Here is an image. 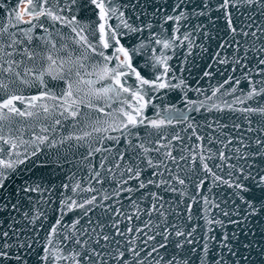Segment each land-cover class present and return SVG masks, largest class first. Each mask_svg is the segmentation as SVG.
Instances as JSON below:
<instances>
[{
  "label": "snow or ice",
  "instance_id": "obj_1",
  "mask_svg": "<svg viewBox=\"0 0 264 264\" xmlns=\"http://www.w3.org/2000/svg\"><path fill=\"white\" fill-rule=\"evenodd\" d=\"M72 2L75 3V0ZM19 3L24 6L7 10L6 23L0 26V189L6 188L10 178L19 174L18 170L23 171L21 165H26L29 160L39 156L46 149L58 148L65 144L69 149L84 148L85 153L82 158L89 162V182L83 187L80 182L71 186L72 194L67 195L63 200L59 208L60 216L50 226L46 243L38 254L39 264H189L191 253L198 250L193 248L191 253L186 255L184 248L186 243H193L192 236L196 228L193 227L186 233L179 225L173 224L169 227L164 196L152 189L177 192L178 189L173 186L175 182L184 186L179 190L180 195H184L187 186L185 179L178 174L179 166L182 161H189L187 167L195 165L197 156L202 170L209 173L214 181H220L222 178L209 167L207 161L212 158L211 152L208 150L209 154L206 155L202 143L198 145V152L195 154L190 151L188 156H174L173 141L183 138L177 132L169 139L165 130L178 123L186 124V128L182 130L191 128L196 140L203 141V137L196 133L195 126L188 123V112H199L204 108L208 112L213 110L222 112L228 109L244 114L249 125L247 132L264 133V102L257 99L264 97V24L256 27L255 16L250 15L248 22L238 27L233 22L232 12V9L246 7L253 13L259 10L260 14L264 15V0H220L216 7V11L223 14L226 31L232 37L231 42L225 40L219 47L233 48L232 59L217 52L215 55L218 57V63L247 68V63H242V59L246 60L248 52L252 49L245 48L241 58L238 55L241 44L236 37L245 40L251 38L253 46L260 41V46L254 53L258 61L254 75L261 78L255 80L253 69H248V72L243 74V79L247 81V92L241 89L240 95L223 105L217 103L213 97L221 93V89H224L221 95L237 93L241 83L239 78L226 77L223 83L212 89L211 96H207L205 100H188L185 94V101L189 105L187 111L175 106L161 110L158 105L152 103L154 97L149 96V90L159 91L184 85L183 79H180L179 84H173L168 78V74L173 71L168 62L171 57L166 56L164 52L156 55L155 46L171 49L174 52L188 41L187 47L189 51L191 50V33H180V22L189 19L190 15L185 0H177L172 9L173 14L164 17V23L173 22L176 25L172 36H164L160 32L153 33L151 31L153 25L150 23L146 25L149 30L146 39L153 45L150 48L153 53L152 67L162 68V72L152 79L142 76L133 63L134 56L140 54L142 49L148 48L149 44L142 42L138 47L129 48L121 43V36L125 35L120 31L121 25L131 33H143L145 28L134 27L124 19V13L118 6L113 5V0H90V3L99 10L96 28L91 33L95 37L94 41L90 40L85 32L87 25L81 27L75 16L66 17L58 14L65 11L63 7L57 5L58 11H54L49 0H19ZM3 7L4 5L0 4V8ZM198 7L200 10L194 14L208 15L211 21L207 0ZM25 16L28 19H25ZM41 17H47L51 21L69 27L74 34L71 37L72 43L80 50L79 55L70 51L67 43H61L58 47L57 42L51 39L52 33L49 29L39 23ZM113 17L119 20L115 26L109 23ZM20 23L31 25L28 29H21L28 45L34 39L33 30L36 27L44 31L46 35L39 37L46 46L42 51L30 49L23 40L17 38V32L9 31V28L18 29ZM160 27L163 29V25ZM60 40H65L62 34ZM231 71L235 72L236 67ZM203 75L210 76L212 73L206 71ZM46 76L61 83L50 88L45 81ZM132 77L137 83H129ZM172 79H177L174 73ZM17 82L26 86L38 82L43 90L36 94L23 95L16 87ZM226 85L231 87L226 88ZM197 92L199 94L198 89ZM208 101L212 102L208 103ZM249 101H254L255 104H249ZM150 105L155 112L154 116L147 114ZM253 115L261 118L255 128L252 127ZM18 118H24L32 123L41 121L44 123L40 125L38 131L34 130L32 135L25 139L24 129ZM65 127L71 130L58 137V130L63 133ZM234 127L239 128L240 125ZM142 128L154 130L148 133L156 137L151 146L141 137L138 130ZM122 140L125 141V150L117 151L109 160L112 148L106 142H114L118 145ZM211 142L210 139L209 143ZM239 142L245 148L252 147L243 140ZM231 143L232 140H228V144ZM228 144H224V147L227 148ZM236 151L239 152V149ZM152 153H158L160 158L153 157ZM97 154L107 155H100L99 163L96 164L94 158ZM241 158L248 160L249 156L244 155ZM251 158L264 159V135H257L255 138V151L252 152ZM219 159L228 168L235 167L228 162L231 157H226L223 151H220ZM170 164L175 166V171ZM147 168L152 169L149 176L144 175ZM165 173L171 177L170 180L165 178ZM240 174L244 179L251 177L259 187L258 195L245 196L244 193L253 192L247 185L222 180L224 184L238 190L236 194L244 207V227H241V233L252 234V229L247 227L248 221L251 220L261 225L260 232L264 235V175H260V179L256 180L250 172L244 175L243 169L240 170ZM106 181L115 184L111 191L106 187L93 186V184L105 185ZM203 184L204 180L201 179L196 183V188L202 189ZM62 187L68 190L70 185L64 184ZM142 189H148L147 197L150 198L148 206L143 209L138 203V200L144 197ZM21 190L25 193L40 191L38 186L33 188L26 181ZM137 192L141 193V197L134 200L132 194ZM84 193L90 195L84 196ZM124 193L129 194L124 198L131 202L134 209L130 214L122 213L120 208L115 207V203L122 204L120 197ZM202 199L204 205H209L210 201L207 197ZM190 200L191 203L196 202L195 198ZM191 203L186 209L189 219ZM10 207L13 211L16 210L15 204H11ZM97 208L108 216L107 221L102 217L92 219V214ZM71 211H79V217L71 224L63 223L64 215ZM204 212L209 235L199 249L200 255L197 256V260L199 264H225L223 253L212 255L216 249L211 247V242L215 240V236L211 235L215 231L212 225L223 226L224 221L209 218L207 207L204 208ZM153 214L160 218L159 222L151 220ZM41 215L42 213L36 212L35 217L29 218L27 213L24 214L32 224ZM141 215L148 218L143 222V227L133 226L131 222L134 218L139 220ZM223 215L228 216L229 213L225 211ZM82 220L84 223H81ZM125 221L127 223L121 229L120 224ZM230 222L237 225L242 223L241 220ZM106 228L108 231H105ZM146 230H150L152 234ZM141 233H143L142 237ZM158 236L161 237L160 240H157ZM170 237L177 238L175 249L179 251L168 255ZM181 237L183 240L179 239ZM137 238L142 239V244L136 243ZM232 239H237L235 232L232 233ZM151 241L155 243H150ZM243 247L251 250L254 242H245ZM32 248V243L26 240L21 242L15 228L0 232V264H28L24 249L32 250ZM219 248L227 249L232 256L237 255L227 235L223 237ZM161 249L165 251L161 252ZM259 254L264 255V247L260 249ZM241 259L247 261L249 258L241 256ZM232 264H238V261L233 260Z\"/></svg>",
  "mask_w": 264,
  "mask_h": 264
},
{
  "label": "water",
  "instance_id": "obj_2",
  "mask_svg": "<svg viewBox=\"0 0 264 264\" xmlns=\"http://www.w3.org/2000/svg\"><path fill=\"white\" fill-rule=\"evenodd\" d=\"M204 2L205 0H185L190 15L189 19L180 22V33H191L190 39L192 48L190 51L187 47L188 41H185L183 46L176 48L174 52L171 49L166 50L160 46H155L157 48L156 55H159L160 52H164L166 56L171 57L168 61L173 69V71L168 74V78L171 82L173 84H179L180 79L184 81V85H181V87L161 89L159 91L149 90V96L154 97L152 103L158 105L161 110L175 106L178 109L187 111L189 105H187L185 101V94L188 100H205L207 96H211L212 89L220 83H223L225 78L229 76L233 77V79L239 78L241 80L237 93L233 95H221V93L224 92V89H221V93H217V96L213 97V99L217 103H221V105L225 102L230 103L235 96L240 95L241 89H243L245 93L247 92V81L243 79V74L247 73L248 69H253V78L255 80L261 78L254 75L258 63L254 53L256 52V48L260 46V41H257L255 46H253L251 38L245 40L241 39L239 36L236 37L241 44L238 53L241 58L243 57L245 48L252 49L248 52L247 59H242V63H247V68H242L240 65L218 63V57L215 55L217 52H219L221 56H227L229 59H232L233 48L221 49L219 47L225 40L231 42L232 37L231 34L226 31V21L223 14L216 11V7L220 3V0H207L209 3L211 21L208 15L198 16L194 14L200 10L198 6ZM49 3L52 5L54 11H58L57 5L65 9L63 13L58 14L66 17L75 16L80 22L81 27L87 25L85 32L89 35L90 40H95V37L91 33L96 28L99 10L90 3V0H75V3H73L72 0H49ZM176 3L177 0H113V5L118 6L120 11L124 13V19H127L134 27L140 26L145 28L143 33H131L121 25L120 31L125 33V35L121 36V43H124L126 47H138L142 42L149 44L148 48L142 49L141 53L135 55L133 58L134 66H136L141 75L147 79L154 78L157 74L162 72V68L157 67L153 69L152 67L153 53L150 48L153 45H151V41L146 39L149 35V30L146 25L149 23L153 25L151 29L153 33L160 32L164 36H172L176 25L173 22L164 23V17L173 14L172 9ZM0 4L4 5L3 8H0V26L6 23L5 13L7 10L24 6L19 3V0H0ZM156 9H160V11H156ZM232 12L233 22L238 27L247 23L250 15L255 16L256 27H260L264 24V15H261L259 10L253 13L250 9L241 7L239 9H232ZM25 19H28V17L25 16ZM39 23L44 24V26L49 29L52 33L51 39L57 42L58 47L61 43H67L69 50L79 55L80 50L72 43L71 37L74 34L71 33L69 27L51 21L47 17H41ZM109 23L115 26L119 23V20L113 17L109 20ZM160 25H163V29ZM197 26H199V28ZM30 27L31 25L29 24L20 23L18 29L9 28V31L17 32V38L23 40L24 44L30 49H35L37 52L42 51L46 46L39 37L45 36L46 34L41 28L36 27L33 30L34 39L32 43L28 45L21 29H28ZM61 34L65 37L64 41L60 40ZM233 67H236L235 72L231 71ZM206 71L211 72L212 75L204 76L203 73ZM173 73L177 79H172ZM45 81L50 88L61 83L58 80H51L47 76L45 77ZM129 83L134 84L137 82H135V78L132 77L129 79ZM16 87L23 95L36 94L38 91L43 90L38 82L32 83L31 86H26L17 82ZM225 87H231V85H226ZM197 89L199 90V94ZM257 99L264 102V97H258ZM211 102L212 101H208V103ZM248 103L255 104L254 101H249ZM237 107H241V105H237ZM147 114L149 116L155 115L151 105L147 109ZM188 117V123L195 126L196 133L203 137V141L196 140V137L192 135L191 128H187L186 131H183L182 129L186 128V124H175L174 127L165 130L166 134L169 135V139L177 132H179L180 136L183 138L179 141H173V155L188 156L190 151H193V154H195V152H198V145L202 143L205 148V154H209L208 150L211 152L212 158L207 161L209 167H211L222 180H229L233 184L243 183L247 185L253 192L244 193L245 196L253 194L258 195L259 187L256 185L255 181L251 177L249 179H244V176L240 174V170H244V175H248L250 172L251 176L255 177L256 180L260 179V175H264V159L251 158L252 152L255 151V138L257 135H264V133L247 132L246 129L249 125L244 114L232 112L228 109L222 112L215 110L208 112L206 109L202 108L199 112H188ZM18 119L24 129L23 135L25 139L29 138L34 130L38 131L40 125L44 123V121L32 123L31 121L24 120V118ZM251 120L253 121L252 127L255 128L257 127V122H259L261 118L253 115L251 116ZM234 125H240V127L236 128ZM70 130L71 129L68 127L63 129V133L58 130L57 136L59 137V135L65 134ZM138 131L141 137L151 146L156 137L154 135L150 136L148 133L154 132V130L142 128ZM210 139L212 141L211 143H209ZM230 139L232 143L228 144V140ZM240 140H243L245 144H250L252 147L245 148L243 144L239 142ZM165 143H167V141H165ZM106 144L112 148V154L109 156V160L112 159L117 151H124L126 147L125 141L123 140L120 141L118 145L114 142H106ZM224 144H228L227 148L224 147ZM236 149H239V152H237ZM220 151H223L226 157H231L228 162L235 165L234 168H228L220 161ZM84 153V148L69 149L67 144L58 148L46 149L45 152L41 153L39 156L29 160L26 165H21L23 171L18 170L19 174L10 178L6 183V188L0 189V232L10 231L11 228H15L20 235L21 242L26 240L33 244L32 250L24 249L28 264H39L38 254L46 243L50 226H52L53 222L60 216L59 208L63 200L67 195L72 194L71 186L76 182H80L83 187L89 182V162L82 158ZM100 155L107 154H97L94 158L96 164L99 163ZM151 155L157 159L160 158L158 153H152ZM244 155H248L249 159H242L241 157ZM188 164L189 161H182L178 172L186 182L187 187L184 195H180L179 193V190L184 186H180L175 182H173V186L178 189L177 192L162 191L155 188H153L152 191H158L164 196V208L166 210L165 214L169 227L173 224L179 225L186 233L191 231L193 227L196 228L192 236L193 243H186L184 248L186 255L191 253V249L193 248L198 250L195 253H191L189 264H199L197 260V256L200 255L199 249L205 243L209 235L207 233L208 226L205 220V207L208 208L207 216L209 218L224 221L223 226L216 224L212 225L215 231L211 233V235L215 236V240L211 242V247L216 249V252L212 253V255H218L222 252L225 258V264H232L233 260L238 261V264H264V255L259 254L260 249L264 247V235H261L260 232L261 225L249 220L247 227L252 229V234L241 233L240 229L244 227V207L239 196L236 194L238 190L224 184L222 180L214 181L209 173L202 170L199 156H197L195 165L187 167L186 165ZM217 165L220 166L218 167ZM170 167H173L175 171L174 165L170 164ZM151 172L152 169L147 168L144 175L149 176ZM165 178L171 179L167 173H165ZM201 179L204 180L203 188L197 189L196 183ZM25 181L33 188L38 186L40 191L23 192L21 189ZM64 184L70 185V188L65 190L62 187ZM93 186L97 188L106 187L111 191L112 188L115 187V184H110L106 181L105 185L93 184ZM141 192L144 193V197H141L140 192L132 194V196L134 200L137 199V197H141L138 203H140V207L143 209L148 206L150 198L147 197L148 189H142ZM83 195L87 196L90 194L84 193ZM127 195L129 194L124 193L120 197L122 204L115 203V207L120 208L122 213L130 214L134 209L131 206V202L124 198ZM203 197L208 198L210 201L209 205H204ZM190 198H195L196 202L191 203ZM190 203L191 218L189 219V214L186 209ZM11 204L16 205L15 211L11 209ZM225 211L229 213L228 216L223 215ZM36 212H40L42 215L38 219H35L34 224L29 223V219H26L24 214L27 213L29 218H33ZM78 217L79 211L66 212L63 223L71 224ZM101 217L105 221L108 220V216L102 214L101 210L97 208L95 213L92 214V219L96 220ZM146 219H148L146 216L141 215L139 220H135L134 218L131 223L133 226L143 227V222ZM151 220L159 222L160 218L156 216V214H153ZM231 220H241L242 223L240 225L233 224L230 222ZM81 223H84V221L82 220ZM125 223H127V221L120 224L121 229L125 227ZM161 227H163V224H161ZM105 231H108V229L106 228ZM146 231L152 234L150 230ZM173 231H175V229H173ZM233 232L236 233L237 239H232ZM225 235L229 236L231 246L236 251L237 255L232 256L227 249L219 248V244L223 242V237ZM142 236L143 233H141V237ZM160 239L161 237L158 236L157 240ZM176 239L175 237L169 238L167 248L168 255H171L174 251H179L175 249ZM179 239L183 240V237ZM13 240H15V236H13ZM249 241L254 242V247L251 250L243 247V244ZM136 243L142 244V239L137 238ZM150 243H155V241H151ZM164 251V249H161V252ZM241 256L248 257L249 259L247 261L243 260Z\"/></svg>",
  "mask_w": 264,
  "mask_h": 264
}]
</instances>
